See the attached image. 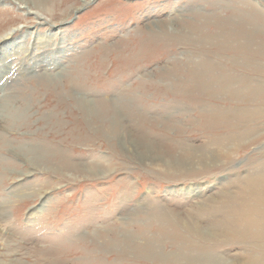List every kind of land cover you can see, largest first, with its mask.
Masks as SVG:
<instances>
[{
  "label": "rangeland",
  "instance_id": "374dc122",
  "mask_svg": "<svg viewBox=\"0 0 264 264\" xmlns=\"http://www.w3.org/2000/svg\"><path fill=\"white\" fill-rule=\"evenodd\" d=\"M46 2L47 9L55 10L50 15L33 5L0 0V45L5 42L2 38L7 37L3 44L9 46L17 38L16 45L20 47L14 52L15 44L9 46L10 71L23 70L28 62L35 67L25 77L14 75L12 81H17V87L8 106L11 112L28 108L31 127L9 132L0 125V203L9 205L0 221V264H108L110 260L116 264H169L166 259L150 262L131 252L132 248L122 252L118 246L114 247L115 254L104 256L111 250L102 248L100 241V246H96L91 234L101 237L107 228L106 239L116 242L123 226L128 225L136 237L152 236L156 224L151 212L177 221L181 231L176 232L182 233L180 222L187 215L196 221L197 209L202 205H218L225 198L237 202L238 192L245 190L242 182L258 180L264 174V132L244 145L228 147L215 157L220 163L209 170L194 166L186 173L182 168L167 169L165 164L189 158L190 153L173 150L170 141L175 142V138L196 147L206 143L201 134H195L204 119L199 120L200 108L190 98L202 95L224 100L222 104L209 99H205L208 103L201 101L224 109L230 104L214 92L197 94L193 84L191 92L184 87L202 65L207 72L205 78L209 73L223 75L229 70V60L240 61L252 72L264 73V0ZM168 23V31H180L188 38L159 33L156 24ZM148 28H153L155 38H151ZM44 43L45 49L34 50ZM227 47L241 51V58L231 60L228 52H222ZM59 49L64 50L62 59L52 66ZM43 53L48 56L38 65L34 57ZM46 65L50 67L45 68ZM252 77L264 84V74ZM71 90L74 91L70 93ZM74 92L86 94L99 104L105 98L113 100L126 95L130 111L134 112L128 118L123 113L120 121L140 125L138 128L151 138L149 141L159 143V151H146L136 144L133 140L140 134L133 130L128 139L119 134L116 140L90 130L83 113L75 109L71 98ZM49 111L52 117L46 124L41 118ZM31 140L58 148L68 158L64 157L62 165L56 161L55 166L42 162L34 167L13 149L17 142ZM7 141L11 142L5 144ZM222 212L223 216L221 212L212 215L211 221L224 219L226 211ZM203 217L210 216H201L202 220ZM207 221L210 222H204ZM202 232L206 234L207 230ZM224 240L222 237L219 241L222 243L217 252L225 255L227 263H231L232 254L237 255L236 262L245 261V253L252 251L248 244L245 248L244 238ZM168 243L161 240L158 251L165 255L170 250ZM212 243L207 242L206 247ZM229 243L233 245L223 247Z\"/></svg>",
  "mask_w": 264,
  "mask_h": 264
},
{
  "label": "bare ground",
  "instance_id": "6f19581e",
  "mask_svg": "<svg viewBox=\"0 0 264 264\" xmlns=\"http://www.w3.org/2000/svg\"><path fill=\"white\" fill-rule=\"evenodd\" d=\"M14 1L18 2L20 5H31V6L33 5L34 6L33 8L39 10L40 12L47 13L49 15L55 11L52 8L47 9L46 7L47 0L46 1L45 0H14ZM150 23H157V22L152 21ZM169 25L170 23L158 24V25L156 24V26L159 29L158 32L159 33L161 32V34L164 32L163 34L165 36L173 35V38H175L174 36L176 37L179 36L178 39H181V36L188 38V34H181L180 31L176 33L168 31L167 28ZM148 32L149 34H151L150 35L151 38L156 37V33L155 31H153V28H148ZM159 33L157 35H159ZM2 39L3 41L6 42L8 38L5 37ZM5 42H1L2 46L0 45V57H1L0 58V63H1L0 64V125L3 124L4 129L8 130L9 132H14V130L15 132H19V130L23 128L26 129L31 127L32 124L29 123V118L31 117V115H27V111L29 110L28 108H25L22 111L13 110V112H11L8 109V106L10 105V97L15 93V89L17 87V81L14 82L12 81V79L14 75H16V77H25L31 74L27 72L35 67L31 66L30 63L28 62L26 68H24L23 70L19 68L18 70L10 71V67L8 66L7 63V60L10 57V54H8L9 46L11 45L13 46L15 44L16 48L14 49V52L15 50L20 49V47L16 45V43H18L17 38L14 39L12 42H10L9 46L3 44ZM37 42L38 41H36V44H38ZM45 48L46 45L44 43L37 46L36 49L34 48V50L40 51ZM227 48H225L227 50H224L222 52H228L227 55L231 60L232 58L235 59L241 58L239 54L241 53V51H238L237 48H232V47H227ZM63 51L64 50L59 49L56 58L52 60L53 62L52 66H55L57 62H59V60L62 59L61 56L64 53ZM16 53L18 52L16 51ZM46 56H48L47 53L36 55L34 57V61H36V63L38 62L37 64L39 65L41 63V60L45 59ZM237 61L232 62L229 60V63L227 64L229 70H226V72L223 75L213 76L211 73L208 72L209 75L207 74L206 78H205V74L207 72L204 70L205 68L202 65L194 73V78L190 80V82H185V83L183 82L185 85L184 87H187L188 90L187 89L186 90L189 92H191L189 88H191L190 86L193 84L192 88H195L197 94L202 93L206 95H213L215 93L216 96L217 95L224 96L225 98H227L228 103H230L228 105L232 104L236 107L230 108L231 106L227 105L226 107L228 108L224 109L221 106L213 107V106H209V104H204L203 102H201V101H206L205 99L222 101L221 104L225 102L224 100H219L215 98L212 99V97L210 96L199 95L197 98L195 97L190 98V102L192 104H197L200 108V110L197 111L199 120L204 119L203 124H200L201 130L198 129L199 132L196 131L197 133L195 134L198 133L201 134L200 137L204 139L206 143L203 144L202 146L196 147L186 144L188 142H186V140L184 139L183 141H181V139L180 141H176L177 138H175V142L170 141L171 144H174L173 150L176 149V150H180V152H188L190 154L188 159L182 158L176 161L175 160L168 161L167 163H165L167 169L176 170L182 168L185 169V171H187L186 173H188V171L194 166H199V170L212 169L213 166H216L218 163H220L217 160H215V157L217 158V155L226 151L228 147L236 148L242 144L244 145V143H246L247 141L252 140L256 136L264 132V84L258 83V81L252 77V75L254 74H264V73L252 72L250 70H247L246 68L243 67L240 61L239 62ZM47 67H50V65L45 66V68ZM209 67L210 65L208 66V69ZM243 71H245L247 73L246 75L248 76H245L244 75L245 73ZM9 72H11V75ZM62 72L58 74L59 75L58 78L62 76ZM231 72L232 74H230ZM233 72L235 74H233ZM228 73L231 75V77L227 76ZM242 75L245 76L246 78L244 79L243 77H241ZM42 77L44 76L42 75ZM44 78L47 79V76ZM179 85L178 88L180 87ZM73 91L74 90H71L70 93H72ZM125 96L126 95L124 94L118 98H116L117 97L116 96L115 99L113 98V100L109 98H105L103 104H99V102L92 100V98L89 99V96H86V94L82 95L79 92L78 93L74 92L71 98L74 99V106L76 105L75 108L76 111H80L83 113V120L87 124L90 130L94 132H101V134L104 136L108 135L109 136V138L107 137L108 140L109 139L116 140L119 134L121 137L126 136L128 139V137L129 136L131 137L132 135V134L130 135V130L131 131L133 130V133L140 134L138 139L135 138V140H133L136 142V144H138L139 146L142 145V148L145 147V149H147L146 151L155 152L157 151V149L159 151V147H158L159 143L157 142L154 143L149 141L151 138H147L148 134L146 135V132L144 130L138 128L140 125L139 126L133 125L132 123L134 121L128 120L129 121L128 123H124L120 121L122 120L121 117L122 115L125 114V116L128 118L131 117L132 112H134V111L132 112L130 111L131 104L127 103L128 99ZM199 98H202V100H198ZM206 103L208 102L206 101ZM211 103H213V101ZM51 112L52 111L45 113L41 118V120H43L44 123L47 124L49 119L52 117V116L49 117L48 115L51 114ZM258 129L260 131H257ZM150 131H152V129ZM150 131L148 132L150 133ZM154 131H152L151 134ZM57 133L54 132V135H57ZM8 142L11 141H7L5 142V144L6 143L8 144ZM16 144L17 146H14L13 149L19 154V156L22 155L23 158L25 159L27 158L28 162L31 163V165L34 167L40 166L39 163L42 164V162H44L45 164L51 162V164H54L55 166V162L59 161V164L62 165L64 157L68 158V156H64L65 154L64 155L61 154L58 148L57 149L51 148L47 143L44 142L34 143L31 140L27 142L24 141L17 142ZM56 156H59L60 159L56 160ZM94 164L96 165L97 162H95ZM168 178H170V176ZM242 183H244L245 185V190L238 192L236 197L237 202H232L231 200H230L231 202H228L227 200L228 198L227 199L225 198L223 201L221 199L220 202H218L219 203L218 205H213L211 207L207 206L208 208H206L205 206L206 204L202 205L199 209H197L198 212H197V217L195 219L196 221H194L193 217L192 218L190 217L191 215H187L185 221L180 222V224H182V231H183L182 233L179 232L181 231V228H179L178 226L179 223L177 221L170 220L168 218L165 219L166 216L161 214L154 215V213L151 212V214H153L154 217L152 218L153 219L152 222L154 223V225L156 224L155 226L156 230H154V234L152 236L141 235L139 237L138 236L136 237L128 230V225H127V226H123V230L119 233V236H117L118 242L117 241L114 242V239L113 240L106 239L107 236L105 235L108 234L106 233L107 232V228H106L105 231H103V233L101 234V237H98L99 234L97 233L91 234L94 240V244L99 247L100 243H103L102 245H105L106 247H103L101 245L102 248H106L105 249L106 251L111 250L109 251L110 253H106L104 254V256H110L111 254H115L114 251L116 250L114 249V247L118 246L119 249L123 248L122 252L128 251L127 248L128 249L132 248L133 250H130L131 252L134 251L133 252L134 254L137 253L138 257L141 256V258L143 259H150L151 260L150 262H153L155 260L166 259L167 262L166 261L165 262L169 264H232V263L233 264H264V174L258 180L245 179ZM21 188L23 187H20V189ZM29 188L27 187L26 189ZM238 191H240V188L238 189ZM8 206H9L8 204L0 203V221L4 219L3 211ZM222 211H226V217L224 219H219L217 217L219 221L217 222L215 221L216 223H213L212 222L213 220L211 221V217H213L212 215L218 216L219 213L221 212L223 216L224 212ZM206 215L210 217H206V219L203 217L202 220L201 216H206ZM208 219L210 220L211 223L210 222L208 223V221L204 222ZM202 222L204 224H202ZM176 229H180V230L176 232ZM203 229L207 230L206 234L202 232ZM222 237L225 239L224 241L226 242H229L231 241V239H235V238L236 240L244 238L245 239L244 241L248 242V243L245 242V245L248 244L249 249L252 251H250V253H245V261L236 262L234 257L235 256L237 257V255L232 254L230 255L231 258H233L231 260V263L226 262V260L224 259L225 255L220 254L221 252L220 253L217 252V249L220 247L219 245H221L222 243L219 242L221 241ZM140 238H141V242L139 240ZM161 240H167L169 242L168 244L170 250L165 255L163 254L164 252L162 253L161 251H158L157 244ZM98 241H100V243ZM207 242L208 243L213 242V243L211 245H207L208 247H206ZM234 244L237 243L235 242ZM228 245L230 246L233 244L229 243L223 247H228ZM238 245H240V243L237 244V246ZM246 247L247 245L245 246V248ZM243 248L244 247H242V249ZM161 250L163 251V243L161 245ZM144 261H148V260H144ZM14 262L9 261V264H13ZM159 262H161V264L163 263L162 261ZM108 264H116V262L110 260Z\"/></svg>",
  "mask_w": 264,
  "mask_h": 264
}]
</instances>
